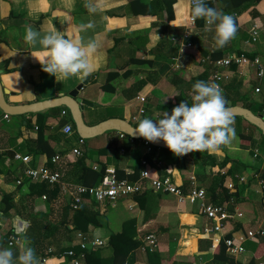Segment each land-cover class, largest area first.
Instances as JSON below:
<instances>
[{
  "label": "crops",
  "instance_id": "1",
  "mask_svg": "<svg viewBox=\"0 0 264 264\" xmlns=\"http://www.w3.org/2000/svg\"><path fill=\"white\" fill-rule=\"evenodd\" d=\"M168 1H174L171 20ZM210 2L217 11L229 14L243 24L236 28L234 38L223 47L215 44L214 27L201 25L205 22L203 19H196L194 24L190 22L189 0H0V82L6 91V102L11 106H29L68 96L89 78L88 85L79 94L82 100L92 105L84 112L89 115L86 121L89 126L110 119H121L136 127L139 120L150 118L152 112L154 120L163 111L170 114L176 107L170 104L171 99L181 94L178 87L180 82L195 83L205 71L201 65L204 57L214 54L237 55L250 59L258 57L264 62V0ZM86 3L94 5L95 10L87 8ZM82 24L91 27L80 30L78 26ZM255 25L261 35L258 43H253L250 37V30ZM27 26L41 34L55 33L74 41H95L96 49L88 55L91 73L87 77L77 74L62 78L58 74L54 77L44 72L39 62H42L44 49L39 45L32 46L23 39ZM149 64H153L152 67ZM153 72L159 76L154 84L148 82ZM110 73L118 75L111 83L113 91L100 95V89L106 86ZM246 73L245 77L236 74L244 86L255 77L253 70ZM144 84L139 93L148 87L153 88L146 98L136 94ZM110 108L115 110L110 111ZM63 110L60 108L56 113L48 110L35 115L10 116V122L3 119L6 114L0 110V149L3 151L0 156V188L13 197L16 207L8 216L0 213V248H10L13 260L27 247L25 238L32 226L27 217L31 213L46 217L49 212L47 203L51 200L47 193L29 196L31 183L19 190V182L27 179L25 171L28 166L16 161L15 154L30 157L31 168L46 166L61 170L59 172L69 181L79 183L80 169L76 164L79 160L83 161L84 167L94 171L106 167L107 173L121 171L129 174L135 167H143L142 160L152 153H147L144 142L122 139L121 133L115 131L85 140L84 145H80L81 138L76 129L70 137L59 131L60 123L64 120L61 115ZM39 128L46 132L49 144L57 153L56 156L61 158L60 163H50L46 155L37 151L35 141ZM76 148H80L82 157L77 158L73 154ZM211 153L217 155L220 162L213 173L225 177V183L232 181L234 184L238 177L264 173L263 160L250 159L245 168L234 161L225 163V157L218 149ZM154 161H160L163 166L167 164L166 158L159 154H155ZM190 166L193 168L189 178L196 172V164L193 162ZM220 171H225L227 175L216 174ZM236 171L238 175H234ZM168 177L177 186L184 185V177L176 165L171 166ZM16 178H20L17 183ZM251 183L252 180L248 185L238 184V196L230 202L232 214L243 215L242 218L236 215L228 223L229 234L246 249L245 256L239 260L241 262H235L238 264H251L253 254L247 249L248 244L253 241L264 242V237L248 238L249 232L264 231V198L257 193L258 184L254 186ZM43 196L47 199L44 200ZM152 196L155 200L150 199L152 197L149 195L144 209L134 197L123 199L115 206L88 203L85 209L90 208L101 214L98 218L99 227L89 225L87 232L82 233L104 240L106 247L102 250V256L110 258V237L121 233L125 222L137 220L135 241L139 247L131 253L127 264H149L148 250L161 253L165 264H221L214 262L213 251L207 250L206 245L212 242L201 238L206 221L197 207L180 205L175 197L165 194ZM57 197L61 198L65 209H69L60 192ZM103 206H108L109 211L101 210ZM147 211L149 219L144 220ZM70 214L74 215L71 210ZM20 222H29L30 228L20 242L9 246V236ZM68 223L71 225V221L68 220ZM70 231H66L72 234L68 246L77 247L75 234L81 231ZM152 234L158 239V244L155 248H143L145 239ZM55 235V238L59 237ZM202 241L204 248L200 252ZM66 243L63 242L61 246L68 247ZM32 249L42 264V251L37 247ZM58 249L59 246L54 244L44 252L50 255ZM62 256L49 257L46 264H62ZM258 264H264V258Z\"/></svg>",
  "mask_w": 264,
  "mask_h": 264
},
{
  "label": "trees",
  "instance_id": "2",
  "mask_svg": "<svg viewBox=\"0 0 264 264\" xmlns=\"http://www.w3.org/2000/svg\"><path fill=\"white\" fill-rule=\"evenodd\" d=\"M173 3L174 1H168L170 20L173 18ZM207 5L209 7H212V3L210 1L207 2ZM233 20L236 28H238L240 25H243L241 21L235 20L234 18ZM246 20V22H248V19ZM201 25L206 26V23L204 22V24ZM212 57L214 59H218L224 56L222 54H214L212 55ZM152 65L153 64H149L150 67H152ZM232 71L233 73H236V68L233 67ZM209 75V69L205 68V71L200 76L199 80L208 82ZM117 77V74H109L106 86L100 89V95L106 92L113 91L111 83ZM158 79V74L156 72H153L150 75L148 82L154 84ZM193 84L194 83L191 82L181 81L180 86H178L181 91V94L172 98L170 104L178 106L183 101L191 103V90ZM145 85L146 84L142 85L141 88H138V91L136 93L137 95H142L141 97L144 98L148 97L149 93L153 91V88L148 87L144 92L139 93V89H142ZM256 86L257 83L254 81L250 82L247 86H244L243 81L239 80L236 74H234L233 79L228 82V84H226L224 91L222 92L228 107L240 106L247 110H250L255 115L263 117L264 93L256 95ZM65 110L68 111L67 109ZM113 110L115 109L110 108V111ZM52 112L56 113L58 112V109H54ZM152 116L153 112L151 113L150 118H152ZM112 117L116 116L112 115ZM233 121L234 123L232 127L235 129L234 137L228 145L219 146L218 150L223 153L225 157V163L234 161L238 165L247 168L248 162L250 161V159H253V154L255 150H260L264 152V135L259 129L248 124L242 118H233ZM68 122H73L70 113L67 119L61 121L59 131H61V129ZM126 139L133 140L127 136ZM133 141L139 142L141 140ZM35 145L37 151L39 153H42L43 155H46L50 163L52 159L57 155V153L49 144V140L43 128L38 129V137L35 141ZM151 148L152 153L145 156V159L147 161V165L145 167L137 166L129 174H126L125 172L121 171H116V178L119 180H128L131 183H135L139 181L142 173H144L147 178L165 179L170 176L171 166L176 165L178 170L184 177V185L182 187V190L187 193L191 188V182L189 177L186 178L184 176V172L188 171L189 165L194 162L196 164V172L194 176L197 181L202 184V186L205 188L207 197L212 203H230L232 199L238 196L237 193H229V190L225 187V177L215 176L213 174V169L217 165H220L219 157L217 155L212 154L209 151H199L189 152L182 156H177L174 155L170 150L157 149L152 146ZM155 154L164 156L166 158L167 164L163 166L160 161H154ZM76 164L80 169L78 184H83L87 187L99 186L107 173L106 167L101 168L99 171H94L90 168L84 167L82 160H79ZM23 172L24 170H22V173ZM259 178L264 182V173L260 174ZM19 179L20 178H16L15 182H19ZM30 183L31 185L29 196L31 197H37L47 193L49 195V198L52 200L58 196V187L52 189L45 184L32 183L29 179H26L25 182H19V190L22 189L23 185H29ZM177 183H179V181ZM252 184L256 186L257 181L255 179H252L251 185ZM157 194L158 193L155 192H151L149 194L144 193L142 195L135 196L134 200L139 204L142 209H144L147 202L149 201V195H151L152 197L150 199L155 200L152 195ZM13 200L14 199L11 195L2 192L0 188V213L3 216H8L10 212L16 210ZM66 211L70 213L69 209H66ZM147 212L144 216V220L149 219V211ZM100 216L101 214L96 212L95 210L90 208L85 209L84 207H82L78 212L74 213V217L70 225L68 223V218L66 219V222H62L61 224H51L47 217L31 213L27 218L30 220L32 226L29 229L28 234L25 238V243L27 244V247H37L40 251H42L41 256L43 257V259H47L49 257L60 258L62 255L72 249L79 254L81 252L79 247L73 246L71 248L70 246H68L64 248L61 246L62 243L65 241L71 243V240L69 239L70 233L67 234L66 231L71 232L70 230L72 229L73 231H81L86 233L89 225L99 227L98 218ZM136 232L137 220H130L128 222H125L123 225L122 232L117 235L111 236L109 239L108 244L112 251V256L110 258H104L102 256L103 249L86 252L84 264H127L131 253L139 247V243L135 241ZM55 234H58L59 237L55 238ZM226 238H232V236L228 234ZM54 244L56 246H59L58 251L50 255L46 254V252L44 251H47ZM206 246H208L207 250L211 249L213 251L212 259L214 262H218L221 264H235V261L227 255V247L224 243L219 244L215 248H213L212 243ZM246 247L253 254V260L251 264H258V262L264 258V242L253 241ZM203 248L204 245L202 241L200 242V252L203 251ZM148 259L149 264L166 263L161 253L159 252L155 253L148 250Z\"/></svg>",
  "mask_w": 264,
  "mask_h": 264
},
{
  "label": "built area",
  "instance_id": "3",
  "mask_svg": "<svg viewBox=\"0 0 264 264\" xmlns=\"http://www.w3.org/2000/svg\"><path fill=\"white\" fill-rule=\"evenodd\" d=\"M211 0H206V3ZM190 6H192L193 0H189ZM192 24L195 23L190 18ZM250 37L253 43H258L260 41L261 35L258 26H253L250 30ZM191 47L190 45L188 46ZM201 65L204 68H208L210 71L209 81L210 83H216L221 91L228 82H230L234 74L241 77H245L246 72L253 70L255 72L254 82L257 83L255 88V94H262L264 84V62L260 58L250 59L247 57L237 56V55H227L222 58L214 59L212 56L204 57L201 60ZM236 68V73H233L232 68ZM62 118L67 119L69 117V112L66 110L62 111ZM264 118V116H263ZM5 121L10 122V116L4 115ZM61 132L66 136L70 137L75 133V127L73 122H68L62 129ZM2 136V130L0 129V138ZM122 139H126L124 134H121ZM80 145H84L85 140L80 139ZM148 149L147 153L152 152L151 146L143 141ZM3 151L0 149V156ZM73 154L79 158L83 154L80 148L73 150ZM14 159L28 166L25 171L26 178L31 182L45 184L48 187L54 189L58 187L59 192L65 199V204L72 213H76L80 208L84 207L88 203H109L111 206L123 199L133 198L138 195H142L146 192H155L159 194H165L173 196L176 198L180 205H190L197 207L200 215L205 219L206 223L203 227L201 233V238L204 240H210L213 244V248L217 247L219 244L224 243L227 247V255L232 258L235 262L239 261L246 254V249L242 244H239L234 238H226L229 234L228 223L236 217L242 218V214H232L230 203L215 204L212 203L208 197L206 190L201 188L197 179L192 176L190 177L191 188L189 192L185 193L182 187L177 186L173 182L171 177L165 179H151L147 178L144 173H142L139 181L131 183L127 180H119L116 178L114 173H107L99 186L87 187L83 184L75 183L74 181H69L63 176L59 171L52 170L48 167L31 168V158L25 157L20 154H15ZM254 160L264 161V152L255 150L253 154ZM61 158L56 156L52 159L53 164L60 163ZM142 166L147 165L145 159L141 162ZM216 174L221 176H226L225 171H220ZM252 179L257 180L258 184V194L264 198V182L259 178V175L242 176L238 177L236 183L233 182L225 183V187L229 190L230 194H234L237 191L238 184L248 185ZM46 200L47 197L43 196ZM30 228L29 222H20L14 226V229L9 237V246H13L20 242L23 235L26 234ZM77 247L80 248L81 252L78 254L75 250H70L62 256V264H84L85 253L90 251H95L103 249L106 247V242L101 239L90 237L84 233H76ZM264 237V231L259 232H249V239H257ZM157 238L154 234L149 235L145 239L143 248L156 246ZM47 260L43 259L42 264H46ZM235 263V264H238Z\"/></svg>",
  "mask_w": 264,
  "mask_h": 264
},
{
  "label": "clouds",
  "instance_id": "4",
  "mask_svg": "<svg viewBox=\"0 0 264 264\" xmlns=\"http://www.w3.org/2000/svg\"><path fill=\"white\" fill-rule=\"evenodd\" d=\"M95 10L91 3L85 5ZM191 19H203L208 26H214L215 44L226 45L237 31L233 17L209 7L206 0H193ZM84 30L91 25H79ZM23 39L30 45L44 49L42 70L52 76L68 78L77 74L87 77L92 66L88 55L96 49L95 41L72 40L55 33L41 34L31 26L25 28ZM234 121L221 89L216 83L197 80L192 85L191 103L181 102L171 110L163 111L158 119L143 118L133 129L146 141H163L177 156L189 152H214L221 145H228L235 135ZM0 264H40L31 247L21 250L13 260L10 248H0Z\"/></svg>",
  "mask_w": 264,
  "mask_h": 264
},
{
  "label": "water",
  "instance_id": "5",
  "mask_svg": "<svg viewBox=\"0 0 264 264\" xmlns=\"http://www.w3.org/2000/svg\"><path fill=\"white\" fill-rule=\"evenodd\" d=\"M2 72H0L1 75ZM90 79L78 86L76 90L71 92L68 96L60 97L54 100L46 102H38L29 106H11L6 102V91L3 89V85L0 82V110L11 117L14 116H26L35 115L54 109H67L72 117L76 132L78 136L83 140H92L100 137L108 132H119L133 140H141L147 142L150 146L157 149L169 150L163 143V141L149 142L143 137H140L134 132V126L121 119H110L102 122L96 126H89L84 119V112L87 107H92L88 102L82 100L79 97L80 92L88 85ZM226 107L230 110L233 118H242L248 124L259 129L264 135V118L262 116L255 115L250 110L243 107Z\"/></svg>",
  "mask_w": 264,
  "mask_h": 264
},
{
  "label": "rangeland",
  "instance_id": "6",
  "mask_svg": "<svg viewBox=\"0 0 264 264\" xmlns=\"http://www.w3.org/2000/svg\"><path fill=\"white\" fill-rule=\"evenodd\" d=\"M191 83H193V81H191ZM89 115L88 113H84V119L85 121H88ZM75 137L77 138V135H75ZM79 160V159H78ZM262 162V161H260ZM193 166H190L188 168V171L184 172V176L187 178L189 177V174L192 170ZM238 172H234V175H238ZM214 174V173H213ZM176 180H177V175H176ZM178 182V180H177ZM200 187L202 188V184H200ZM203 189H205L203 187ZM47 206L49 208V212L47 213L46 217L51 221L52 224H61L62 222H66V219L68 218L69 221L72 222L74 215H71L70 213H68L64 207V204L61 200V198L59 199L58 197H56L55 199L50 200L47 203ZM196 208V207H195ZM106 210L109 211L110 208H108V206H103V208H101V210ZM117 211V210H116ZM110 214L113 213V210L111 212H109ZM157 235L159 236L160 233L156 232ZM72 234L70 233V238H71ZM180 236H177V238H179ZM66 243V242H64ZM70 243H66L65 246H68ZM158 244V239H157V243ZM156 247V246H155ZM154 247V248H155Z\"/></svg>",
  "mask_w": 264,
  "mask_h": 264
}]
</instances>
